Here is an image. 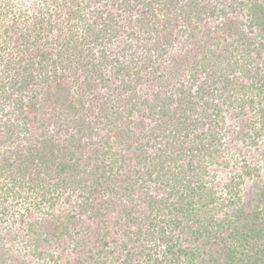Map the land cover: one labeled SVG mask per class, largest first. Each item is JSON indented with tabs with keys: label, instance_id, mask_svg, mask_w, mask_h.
<instances>
[{
	"label": "rangeland",
	"instance_id": "1",
	"mask_svg": "<svg viewBox=\"0 0 264 264\" xmlns=\"http://www.w3.org/2000/svg\"><path fill=\"white\" fill-rule=\"evenodd\" d=\"M128 2L86 0L78 23L62 2L0 0V102L10 97L0 110V264H190L165 257L169 242L198 247L196 262L213 264L230 231L206 227L214 233L205 247L192 233L245 201L264 230V195H255L264 192V30L233 0H200L227 15L204 12L191 24L180 16L167 27L161 3L145 15L144 0ZM52 13L37 29L35 17ZM100 25L104 36L88 33ZM160 161L173 174L158 180L148 172ZM181 174H199L193 186L215 199L201 209L206 222L183 217L174 228L143 197L167 199L168 178ZM184 188L166 205L178 206ZM250 244L236 245L244 264L260 248Z\"/></svg>",
	"mask_w": 264,
	"mask_h": 264
},
{
	"label": "trees",
	"instance_id": "2",
	"mask_svg": "<svg viewBox=\"0 0 264 264\" xmlns=\"http://www.w3.org/2000/svg\"><path fill=\"white\" fill-rule=\"evenodd\" d=\"M53 1L56 3L57 8L58 7L60 8L61 2L63 5H65L64 7H67V8H65V14L69 16V18H68L69 21H71V22L77 21L78 23H84L85 22V20H83L82 16H80L79 14H81V8L80 7L82 6L84 1H86V0H61V1L53 0ZM92 1H95V0H92ZM128 1H130V0H123L124 3H129ZM138 1L140 4L143 2V0H138ZM218 1H220V0H218ZM144 2L149 6L148 10L145 11V15L147 12L153 11L152 10L153 4L159 5L161 3L162 15L165 17L166 22H167L166 27L168 24H170L168 22L169 20L178 19V17H180V16H183L184 19L191 24V20L193 17H195V19H197V20H201L204 12H206V14H209L211 16H215L217 14H221L224 16L227 15L225 8L222 10H219L216 8V6H213V5L210 8L207 6H204V5L202 6L200 0H144ZM233 2L234 3L230 4L231 8L236 9L235 5H237V3H238V6H240V10L241 9H247L248 14L251 15V18H250L251 25L255 22L257 25H259L260 28H262L264 30V4H260V5L246 4L244 1L239 2L238 0H233ZM107 10L111 13V11H110L111 9H107ZM56 14H58V13H56ZM2 15H3V11H2V7L0 5V18H2ZM23 17L25 19H27V16L25 14ZM53 17H54L53 13L50 15V18H48V19L44 18V16L42 19L35 17V20L37 21L36 22L37 23V26H36L37 29H39L40 26L45 25V24H43V22H46V25L52 24V18ZM144 21H145L144 19L140 20V22H143V23H144ZM228 22L231 25L232 24H235V25L238 24L232 20H228ZM0 25H2V24L0 23ZM158 25H159V23H158ZM104 27L105 26L100 25V26H97L96 28L92 29V27L89 26L87 29H88V33L96 32L98 34L97 37L99 38L100 36H104V34H103L104 33L103 28ZM41 28H42V32H43L44 31L43 26ZM0 34H1V32H0ZM94 42L98 43L96 41H94ZM85 43H86V41H85ZM156 46H157V49H159L158 44ZM155 49H156V47H155ZM84 65L87 67L88 63L84 64ZM245 71L247 72L248 70H246V68H245ZM44 80L46 81L47 79L45 78ZM48 80H50V78H48ZM29 83H30V81L25 83V85H28ZM15 84H16V82H15ZM7 99H10V97L4 98V100H7ZM4 100H3V102L2 101L0 102V110H2V108H3L2 105L4 103ZM21 101H18V103H17V106L19 108L21 106H23V103ZM210 115L211 116L209 118V116L206 113L202 116V118L206 119V121L208 119H210V121L212 122V119H214L215 115H212V114H210ZM20 116H21V113L19 114L18 117H20ZM3 124H5L4 127L8 128V130H9V134H7V136H6L7 141H8L14 135V133L11 131V128H12L11 124H6V123H3ZM179 129H180V126L177 128L176 131L178 132ZM182 130H181V132H182ZM258 130H259V133L264 132V122H263V126L259 127ZM179 134H181V133H179ZM256 134H257V132H256ZM215 136H216V134H215ZM215 142H216V138H214L213 142H211V144L207 146V149H210V147L212 145H215ZM45 144H47V143H45ZM47 147H48V145H47ZM204 148H206V146H204ZM45 149H48V148L43 147L41 149V151H43ZM214 153H215V151H212V152L210 151L209 156L212 157L214 155ZM42 154L44 155V153H42ZM37 155L39 156V154H37ZM108 155H113L114 161L117 162L116 157H117L118 153H115V154L108 153ZM42 157L43 156H41V158ZM138 157L142 158L140 163L144 162L145 161L144 159H146L143 154H139ZM171 161H174V159ZM164 163L161 161H160V163L159 162L155 163L153 165L154 169L152 170L150 168V170L148 172L150 174V177L153 175L154 171H156L157 176H158V180H161V178L163 176H165L167 172L168 173L171 172V168H170V170H167L168 168L167 169L164 168ZM193 163L194 162H190V168L191 169H193V166H194ZM157 167H159V168L157 169ZM197 170L198 169L196 168V171ZM171 174H173V173L171 172ZM198 176H199V174L192 176V177L190 175L183 176V174H181V175L173 177V178H168V182L166 184L169 185L171 189H170V194H169L170 196L167 199L159 197V196H155L154 194H151V193H146L143 198H144V203L148 206V208L151 211L150 214L156 213V215L159 216L160 213L166 211L163 213L166 216V217L163 216V217H165L164 221L169 226H171V227L174 226V228L179 227V224H181L183 222V221H180L179 218H183V217L189 218V219L191 217H194L199 222H202V223H203V221L206 222L207 220L205 218V214L201 213V209L206 208V206H208L209 204L214 202L215 194L211 191L210 192L206 191L207 188H204L205 187L204 184L202 185L200 183V184L193 186V183L198 178ZM172 183H174V184H172ZM183 188L187 190L188 194H189V192L191 194H196L197 195L196 197H198V199L196 200V198H193L188 194H185L184 196L182 194L180 196L179 202H177L178 206L171 207V206H173L172 204L166 205L170 201L171 195H173L175 192L178 193V191H180ZM128 191L130 193H132L133 195L135 194V190H132V185H130V184H128ZM259 193L260 192H258L257 194L255 193V195H259V196L264 195V192H261L260 194ZM237 200H239V201L241 200V198L238 197V194L236 195V198H234V202H232V203H234V205H235ZM250 203L251 202H249V201H245L244 204L241 206L242 209H239L233 215L227 214L226 219H215V216L211 217V219L209 220L211 222V224H208V226L204 225V224L202 225V227H204V228H202L201 234H199V232H197V233L191 232L194 235L195 240L199 236L203 237L205 239L204 244H202V246H201V247H205L206 245L209 244V241L212 240V237H211L212 234H210V233H214V232H209V230H206V227H212V228L226 227L227 230L230 231L228 236L223 238V240H222V241H225L226 243L224 244L223 247H221L219 257L216 259H212L213 264H244L242 257L237 256V254H236V252H237L236 251L237 250L236 245L237 244H243V243L246 246L244 248H248V244L251 243L249 245L250 249L256 247L259 244L260 248H258L257 253L254 255V257H255L254 264H264V243H260V240L262 241L264 239V230L261 229L259 227V224H258V221L260 218L259 215L261 212L259 210L250 209L251 208V207H249ZM192 204H194V205L198 204V206H199L197 209H194L195 212H193V209L189 208V206H191ZM246 205L248 206V209L250 211L249 213L247 212V209H246V211L244 210L245 209L244 207ZM182 207H184V208H182ZM230 217L232 219H230ZM246 217H248V218L245 221V223H243L242 221H244ZM217 222H218V225H217ZM236 222L238 223V225L236 224ZM223 223H227V224H223ZM163 227H165V226L163 225ZM161 233L162 234L165 233L164 228H163V230H161ZM217 235H219V236H217L216 238H219L220 234H217ZM161 239L163 241H165L164 239L167 240V238H165V235H164V238L162 237ZM229 240H231V242H229ZM196 248H198V247H196ZM196 248H194L195 250L193 251L192 247L182 248L179 244L176 245V244H171V242H169V246H167V248L165 250V257L168 254H171V255H173V259H175L174 261H176V259H180V257L186 256L187 260H190L189 261L190 264H206L205 260H202L199 263L196 262L198 259V256H199V255H196V253H195V251H197ZM259 254L261 256H259ZM221 259L223 261H221ZM139 264H142V263H139Z\"/></svg>",
	"mask_w": 264,
	"mask_h": 264
}]
</instances>
